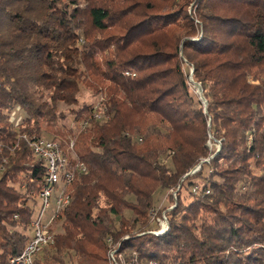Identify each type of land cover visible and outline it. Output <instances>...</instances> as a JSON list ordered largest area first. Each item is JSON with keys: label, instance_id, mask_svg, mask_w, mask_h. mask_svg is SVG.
Returning <instances> with one entry per match:
<instances>
[{"label": "trees", "instance_id": "obj_1", "mask_svg": "<svg viewBox=\"0 0 264 264\" xmlns=\"http://www.w3.org/2000/svg\"><path fill=\"white\" fill-rule=\"evenodd\" d=\"M153 1L0 0V264L28 240L44 174L29 141L43 131L62 146L73 138L87 169L56 218V253L107 264L111 237L119 252H132L123 257L130 264H264V175L252 172L264 166V0ZM134 12L140 19L118 25L122 33L78 45L85 25L105 30ZM151 37L147 51L107 62L104 116L91 117L93 104L78 103L79 67L92 68L97 49ZM60 102L87 124L75 132L58 124ZM17 108L24 116L15 126ZM209 133L219 140L210 152ZM239 182L253 188L248 196L235 194ZM183 183L200 191L163 207L169 228L150 232L155 188ZM35 264H44L39 254Z\"/></svg>", "mask_w": 264, "mask_h": 264}, {"label": "rangeland", "instance_id": "obj_2", "mask_svg": "<svg viewBox=\"0 0 264 264\" xmlns=\"http://www.w3.org/2000/svg\"><path fill=\"white\" fill-rule=\"evenodd\" d=\"M155 5V0L153 1ZM85 3H81V6H83ZM127 4V3H125ZM124 4V5H125ZM123 5V6H124ZM139 9V8H138ZM155 8L152 9H147V12H153ZM134 10H137L136 8ZM140 17L134 12L133 14H128L127 16H123L121 19L115 20L116 24L114 26H109L105 30L98 31L94 28L89 27L88 25H85V33L88 34V37L82 32V29L79 31L81 32V36L78 40V45L81 46L82 43L85 41H92V40H97V39H103L108 35H117L120 34L124 31V29L119 28L118 25H122V23H126L125 26L136 22ZM117 25V26H115ZM149 39V38H147ZM145 40L144 42H141V40H137L134 43H132L130 46L123 48L121 47H116L113 44L107 45L106 47L102 49H97L96 52L94 53L91 61H92V68H86L84 69L82 66L79 67L81 70V76L78 79V92H77V97H78V103H91L94 106V109L96 110L91 117L96 118V115H103L105 106H104V101H105V89L108 88L111 83L104 77L105 71H108L107 68V62L108 61H115L119 62L120 60L126 58L130 53L137 52V51H147L150 47L151 43L149 41H153V38L151 37L149 40ZM155 39V38H154ZM184 70L186 73H188L189 77H191V67L188 64H185ZM125 75L129 76H134L135 72L126 70L124 71ZM191 78H189L190 81ZM102 87V91H101ZM190 89L194 94L198 96L203 102L205 100L203 99L201 91H198L196 89V86L194 83L190 81ZM76 106L74 105H66L63 102L59 103L58 109L60 111H63L65 113V117L63 120H59L58 124H63L66 127H73V131H77V128H74L75 126H82L83 121L77 123L73 121V114L71 113L70 109ZM17 113H21L24 115V112L21 110H17ZM17 128V127H16ZM43 137L47 138H52L53 136L45 131L42 132ZM73 141V138H70L69 141ZM68 141V142H69ZM67 142V143H68ZM207 147L209 148V152L212 151L213 149L216 150L219 148V140H215V138L212 136L211 133L208 134V140L206 141ZM213 155H209L208 157L203 158L202 160L206 161L207 163L209 162V159ZM165 162L168 163V160H164ZM207 169V168H206ZM206 171V170H205ZM252 172L257 173V174H263L264 175V166L261 168L258 167H252ZM21 177V176H20ZM216 178V176H215ZM15 187H17L19 190L23 191V185L21 184H14ZM198 187L200 186L197 184ZM235 194H241V193H247L246 195L248 196L253 188H249L246 186L244 183H237L235 186ZM197 190V192H199ZM189 192L192 193H197L193 192L191 190V186L185 185L183 183V186H178L175 189H169L166 190L164 188H161L158 186L155 188V191L153 192V205L155 207H158L157 214L161 215L162 212H165L162 208L167 207V209H172V207L176 206L177 202L180 200V198L184 197L187 195ZM205 194L206 193L204 191ZM183 200V199H182ZM240 198H236V201L240 202ZM247 201V203H252V201L249 200H244ZM264 205V204H263ZM262 207V206H260ZM237 215H240V211L235 212ZM166 214V213H165ZM131 212L129 210H125L124 216L125 217H130ZM207 215V212H203V216L205 217ZM147 221L151 226H155L156 223L152 221L148 214H147ZM115 224L118 226L117 223V218L115 220ZM262 224L264 226V218L262 219ZM156 227V226H155ZM168 228H169V223H168ZM30 226L27 227L25 230L26 234H29ZM49 231L52 234L56 233H62L63 229L61 226V220L55 219L50 223L49 226ZM117 244V242H116ZM44 250V253H43ZM39 255L42 256L43 263L44 264H78L77 263V258L74 257V252L70 251L69 253H56L53 247L46 246L43 249ZM132 252L129 250L122 251V257H125V255H131ZM36 259V257H35ZM122 263L124 264H130V260L128 261H123Z\"/></svg>", "mask_w": 264, "mask_h": 264}, {"label": "built area", "instance_id": "obj_3", "mask_svg": "<svg viewBox=\"0 0 264 264\" xmlns=\"http://www.w3.org/2000/svg\"><path fill=\"white\" fill-rule=\"evenodd\" d=\"M197 89V87H196ZM198 90V89H197ZM18 108L10 114V119L15 126H18L23 114L17 113ZM96 110L94 109V112ZM93 112V113H94ZM103 115H96L97 119ZM87 122L83 121L82 126ZM25 137V135H23ZM137 141L141 142L142 137L138 136ZM32 154L44 163V174L36 193L38 203L34 205V213L30 221V232L28 240L22 251L9 259V264H35V257L46 247L53 244L54 234L50 233V223L59 217L64 208L71 201L70 185L74 179L87 171L86 166L80 161L74 151V142L71 140L62 146L59 141L53 138L36 137L29 141ZM6 161V160H5ZM196 167L191 172H194ZM201 187L197 184L191 185V190L197 192ZM209 193V190H205ZM158 207H151L148 210L149 218L156 223V227L150 232L162 233L168 228L165 212L157 214ZM109 248L107 249V264H124L122 252L117 250L116 244L111 237H107ZM144 264H170L155 259H149Z\"/></svg>", "mask_w": 264, "mask_h": 264}, {"label": "water", "instance_id": "obj_4", "mask_svg": "<svg viewBox=\"0 0 264 264\" xmlns=\"http://www.w3.org/2000/svg\"><path fill=\"white\" fill-rule=\"evenodd\" d=\"M197 89H198V91H200V88L199 87H197Z\"/></svg>", "mask_w": 264, "mask_h": 264}]
</instances>
